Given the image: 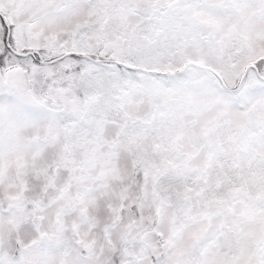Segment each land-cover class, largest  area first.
<instances>
[{
  "label": "snow or ice",
  "instance_id": "6c2138e0",
  "mask_svg": "<svg viewBox=\"0 0 264 264\" xmlns=\"http://www.w3.org/2000/svg\"><path fill=\"white\" fill-rule=\"evenodd\" d=\"M0 264H264V0H0Z\"/></svg>",
  "mask_w": 264,
  "mask_h": 264
}]
</instances>
